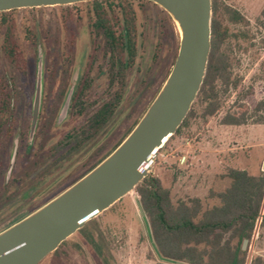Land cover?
I'll use <instances>...</instances> for the list:
<instances>
[{"label":"rangeland","instance_id":"obj_1","mask_svg":"<svg viewBox=\"0 0 264 264\" xmlns=\"http://www.w3.org/2000/svg\"><path fill=\"white\" fill-rule=\"evenodd\" d=\"M246 23L222 19L229 37L224 45L236 88L220 92V109L195 117L170 137L156 154L148 175L170 192L173 204L198 198L203 208L218 203L228 168L252 176L264 162V124H255L264 103V0H219ZM137 32L131 68L116 74L101 38L90 31V4L18 9L7 14L10 28L2 50L5 26L0 20V84L9 97L11 121L0 136V231L65 190L105 158L132 130L164 83L174 62L179 36L173 22L153 3L132 0ZM41 61V96L30 134L32 99ZM115 61V59H113ZM112 70V71H111ZM80 79L81 89L75 90ZM79 84V85H80ZM80 85V86H81ZM7 87V90L5 89ZM112 113L100 127L93 115L104 104ZM248 110L246 124L220 125L226 112ZM185 156L180 165L178 158ZM37 207V208H36ZM264 209V201L262 205ZM256 224L248 254L264 257V228ZM247 246V244H246ZM246 248V247H245ZM148 224L134 190L62 242L38 264H156Z\"/></svg>","mask_w":264,"mask_h":264},{"label":"trees","instance_id":"obj_2","mask_svg":"<svg viewBox=\"0 0 264 264\" xmlns=\"http://www.w3.org/2000/svg\"><path fill=\"white\" fill-rule=\"evenodd\" d=\"M83 3L90 4V31L101 38L112 64H115L116 74L131 68L136 58L137 42L132 0H91ZM211 6V47L203 83L193 102L200 105L199 117L203 120L212 117L220 109V92L225 94L229 89L236 88L238 83L232 78L230 59L224 48L229 34L222 19L231 24L246 23L239 12L219 0H211ZM14 11L0 13L1 24L5 26L2 50L8 56L10 28L6 16ZM166 16L170 21V17ZM260 25L264 27V8ZM6 83L7 79L0 77V84ZM2 93L0 86V136L3 131L10 132L6 125H9L12 117L9 97ZM242 106L239 104L238 110L226 112L219 124H246L249 114L247 109L240 110ZM261 111L264 113L263 102L257 103L252 113ZM110 113L112 105L104 104L93 115V126L104 125ZM195 115L191 106L171 137L176 136ZM255 124H264V116H258ZM5 137L11 144L12 135L7 133ZM221 177L228 179L229 185L223 191L211 194L218 203L206 209L198 198L180 200L173 204L169 190L150 175L134 188L158 258L156 264H264L261 255L248 254V245L257 222L259 228H264V172L252 176L244 170L228 168ZM243 240H247L245 250H241Z\"/></svg>","mask_w":264,"mask_h":264},{"label":"water","instance_id":"obj_3","mask_svg":"<svg viewBox=\"0 0 264 264\" xmlns=\"http://www.w3.org/2000/svg\"><path fill=\"white\" fill-rule=\"evenodd\" d=\"M91 0H0V13L66 6ZM170 17L179 36L171 69L127 136L86 174L0 231V264H38L103 211L131 193L150 172L203 83L211 42V0H146ZM41 61L32 99V134L41 96ZM264 172V162L261 167ZM247 240L242 241L245 250Z\"/></svg>","mask_w":264,"mask_h":264},{"label":"flooded vegetation","instance_id":"obj_4","mask_svg":"<svg viewBox=\"0 0 264 264\" xmlns=\"http://www.w3.org/2000/svg\"><path fill=\"white\" fill-rule=\"evenodd\" d=\"M72 5H73V4H72ZM80 79H81V78H79V80H78V82H77V84H76V86H75V88H74L75 90H77V89H81V88L83 87V84L81 85L80 82H79ZM79 84H80L81 86H80ZM100 108H101V107H100ZM100 108H99V109H100ZM99 109H98V110H99ZM96 127H100V126H99V125H96Z\"/></svg>","mask_w":264,"mask_h":264},{"label":"built area","instance_id":"obj_5","mask_svg":"<svg viewBox=\"0 0 264 264\" xmlns=\"http://www.w3.org/2000/svg\"><path fill=\"white\" fill-rule=\"evenodd\" d=\"M185 161H186L185 156H181L180 158H178V163H179L180 165L184 164Z\"/></svg>","mask_w":264,"mask_h":264}]
</instances>
